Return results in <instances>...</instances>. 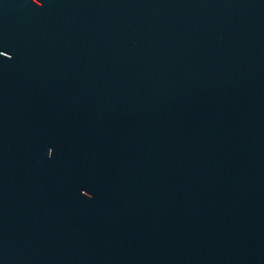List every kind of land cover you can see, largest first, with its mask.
Returning <instances> with one entry per match:
<instances>
[{"label":"water","instance_id":"1","mask_svg":"<svg viewBox=\"0 0 264 264\" xmlns=\"http://www.w3.org/2000/svg\"><path fill=\"white\" fill-rule=\"evenodd\" d=\"M0 264H264V0H0Z\"/></svg>","mask_w":264,"mask_h":264}]
</instances>
